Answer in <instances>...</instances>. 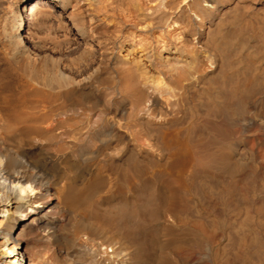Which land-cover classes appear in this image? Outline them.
<instances>
[{"label": "bare ground", "instance_id": "1", "mask_svg": "<svg viewBox=\"0 0 264 264\" xmlns=\"http://www.w3.org/2000/svg\"><path fill=\"white\" fill-rule=\"evenodd\" d=\"M0 264H264V0H0Z\"/></svg>", "mask_w": 264, "mask_h": 264}, {"label": "rangeland", "instance_id": "2", "mask_svg": "<svg viewBox=\"0 0 264 264\" xmlns=\"http://www.w3.org/2000/svg\"><path fill=\"white\" fill-rule=\"evenodd\" d=\"M24 23L26 24L27 23V21L26 20H24ZM24 27H25V25L23 26V28H22V30H24ZM26 28V27H25ZM28 28V27H27ZM27 28H26V30H27ZM72 39H73V37H71Z\"/></svg>", "mask_w": 264, "mask_h": 264}]
</instances>
